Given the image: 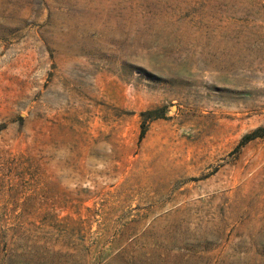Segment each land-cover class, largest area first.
<instances>
[{
	"label": "rangeland",
	"instance_id": "1",
	"mask_svg": "<svg viewBox=\"0 0 264 264\" xmlns=\"http://www.w3.org/2000/svg\"><path fill=\"white\" fill-rule=\"evenodd\" d=\"M257 128L264 0H0V264H264Z\"/></svg>",
	"mask_w": 264,
	"mask_h": 264
},
{
	"label": "trees",
	"instance_id": "2",
	"mask_svg": "<svg viewBox=\"0 0 264 264\" xmlns=\"http://www.w3.org/2000/svg\"><path fill=\"white\" fill-rule=\"evenodd\" d=\"M163 109L160 108L158 110H154V111H146L144 113H142L141 115L144 116L143 118V121H142V124H141V130H140V138L142 137L143 133H144V130L146 129L145 128V122H146V117L148 116V120H154V119H157L159 117H162L163 115ZM262 131H264V128H257L256 130L252 131V132H249V133H246L243 135V137L241 138L240 142H239V145L238 147L244 145L246 142H248L249 140L251 139H255L257 137H260L261 136V133Z\"/></svg>",
	"mask_w": 264,
	"mask_h": 264
}]
</instances>
